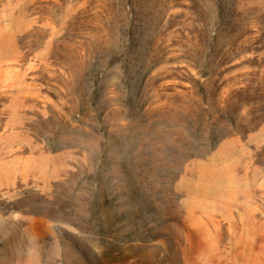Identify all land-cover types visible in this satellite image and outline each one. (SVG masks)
Wrapping results in <instances>:
<instances>
[{
    "label": "rangeland",
    "instance_id": "374dc122",
    "mask_svg": "<svg viewBox=\"0 0 264 264\" xmlns=\"http://www.w3.org/2000/svg\"><path fill=\"white\" fill-rule=\"evenodd\" d=\"M0 264H264V0H0Z\"/></svg>",
    "mask_w": 264,
    "mask_h": 264
}]
</instances>
